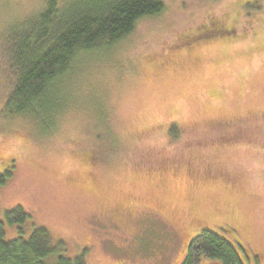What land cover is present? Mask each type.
Masks as SVG:
<instances>
[{
	"label": "rangeland",
	"instance_id": "374dc122",
	"mask_svg": "<svg viewBox=\"0 0 264 264\" xmlns=\"http://www.w3.org/2000/svg\"><path fill=\"white\" fill-rule=\"evenodd\" d=\"M163 1L63 80L71 98L50 131L0 108L6 238L44 226L59 253L87 264H178L193 227H229L236 264H264V0L238 8L259 21L190 45L205 11L239 0ZM37 5L0 0V40ZM15 205L29 216L22 231L4 218Z\"/></svg>",
	"mask_w": 264,
	"mask_h": 264
},
{
	"label": "trees",
	"instance_id": "16d2710c",
	"mask_svg": "<svg viewBox=\"0 0 264 264\" xmlns=\"http://www.w3.org/2000/svg\"><path fill=\"white\" fill-rule=\"evenodd\" d=\"M37 1L32 13L14 20L2 33L5 37L0 40V84L5 92L0 108L9 118L38 119L48 132L54 126H49L51 120L58 117L71 98L62 93L63 80H71L85 59L111 54L132 34L140 19L160 14L165 3L163 0ZM239 1L220 14L215 8L205 11L196 22L197 30H188L191 35L181 44L190 45L200 38L230 37L231 29L240 25L242 19L245 28L251 17L259 21L255 12L245 17L247 14L238 10ZM7 175L5 168L0 171V184ZM28 217L20 205L4 211L5 221L19 231L22 225H27ZM193 228L184 241L185 251L178 264H200L202 258L220 264L239 263L238 239L223 235L229 227ZM61 247L60 242L51 240L44 226L33 227L26 236L6 238L0 220V264H87L82 255L67 257L59 253Z\"/></svg>",
	"mask_w": 264,
	"mask_h": 264
},
{
	"label": "flooded vegetation",
	"instance_id": "af4514ba",
	"mask_svg": "<svg viewBox=\"0 0 264 264\" xmlns=\"http://www.w3.org/2000/svg\"><path fill=\"white\" fill-rule=\"evenodd\" d=\"M184 250H185V248H184Z\"/></svg>",
	"mask_w": 264,
	"mask_h": 264
}]
</instances>
